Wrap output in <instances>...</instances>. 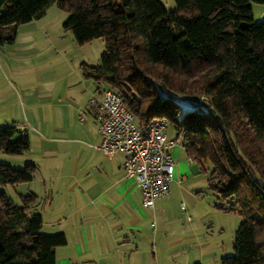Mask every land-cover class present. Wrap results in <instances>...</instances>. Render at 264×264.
<instances>
[{"label": "trees", "instance_id": "trees-1", "mask_svg": "<svg viewBox=\"0 0 264 264\" xmlns=\"http://www.w3.org/2000/svg\"><path fill=\"white\" fill-rule=\"evenodd\" d=\"M174 1L168 11L161 0H0V43L54 3L78 44L102 38L100 62H83V72L121 92L142 127L172 102L168 128L183 135L190 158L211 164L209 187L231 201L219 207L242 216L221 264H264V18L251 4L264 0ZM29 148L26 131L0 128V151ZM37 170L31 161L0 162V264H57L56 248L68 241L42 231L38 194L18 204L2 188L32 181Z\"/></svg>", "mask_w": 264, "mask_h": 264}, {"label": "crops", "instance_id": "crops-1", "mask_svg": "<svg viewBox=\"0 0 264 264\" xmlns=\"http://www.w3.org/2000/svg\"><path fill=\"white\" fill-rule=\"evenodd\" d=\"M45 15L46 13L43 16ZM43 16L31 20L33 24L24 29L18 30L17 27L16 38L11 43L16 45V49H14L15 51L9 50V52H15L18 55V63L32 62V59L21 56V53L31 47H36L39 41L49 37L53 21H43ZM17 41H19L18 44H16ZM5 65H7L6 60L4 63L0 56V115H6L8 112L6 110L3 113L4 109L10 106L8 97L15 92L14 76L12 77L10 74L12 70ZM101 81L102 79L86 75L82 69L81 75L80 72L77 73L74 78H69L65 85H61L60 80H58L51 82L48 86H40L36 89V91L43 93L42 100L39 102L41 108L37 111L39 113L37 115L39 127H35L30 120L25 121L27 124L15 120L11 121V119L0 121V128L15 125L29 135V126L25 125H30L32 129L42 134L41 152L43 151L44 156L48 158L58 154L59 157L64 156V159L61 160L67 161L68 153L74 150V146L71 145L74 142L87 144L88 150L91 151L85 153L86 155L79 161L78 165L82 170L79 179L80 184L78 185L77 182L74 183L73 181L69 187L70 191H75V195H72L71 198L74 201L72 208L66 207L62 212L55 213V221L62 219L66 221V224L63 222V227L58 230L66 233L68 240L65 245L56 248V263L161 264L156 250L154 254L153 250L144 247L142 244L147 241V233L151 234L150 237L153 235L148 221L151 214H154L160 219L165 216L161 230L158 231L159 228L154 230L156 238L160 235L159 232L163 231L168 239V245H178L185 241L198 244L199 255L197 259L192 257L193 254L186 257L187 253L181 252L177 253L176 256L174 254V264H204L203 250L209 244V239L206 236L202 237L196 231L197 228L194 225L192 215L200 204L201 197L200 194H196L198 190L195 187L192 189L189 186L188 172L190 169L187 170V160L179 159L182 156L181 144L170 149L176 165L174 179L170 183V193L157 199L154 206H145L142 191L135 178L127 176L124 171L123 154L117 151H106L98 147L102 137L91 113L89 102L94 96H102L104 89L99 88ZM73 84L76 85L75 88H73ZM82 87L84 93L79 92ZM86 109L88 116L81 120L77 112L86 111ZM72 123H76V126L79 123V126H82L81 129L79 128L82 134L80 137H74L70 134ZM170 136L174 137L175 135ZM29 138L30 148L27 151L32 150L33 144L30 135ZM183 148L185 149L184 146ZM27 151L18 154L17 157L19 158H14L16 156H0V158H4V161L11 164H13L12 160H18V164H22L24 161L30 160V156L26 154ZM190 161L193 163L196 160L190 158ZM77 167L61 169L56 176L59 179H65L66 182L77 172ZM55 169L54 167L53 172ZM34 180L35 178L28 183ZM178 201H186L188 204L180 210ZM74 213L75 216L73 217ZM185 213L189 214L186 215ZM201 215L202 218L206 214ZM68 217L74 218L71 219V223L68 221ZM43 220L44 225L45 216ZM156 238L155 241H157ZM177 251L171 250L170 253L173 254ZM180 255L182 256L181 260H179ZM185 258L188 259L187 263H182L181 261Z\"/></svg>", "mask_w": 264, "mask_h": 264}, {"label": "rangeland", "instance_id": "rangeland-1", "mask_svg": "<svg viewBox=\"0 0 264 264\" xmlns=\"http://www.w3.org/2000/svg\"><path fill=\"white\" fill-rule=\"evenodd\" d=\"M161 1L168 11L175 7L174 0ZM251 4L255 19L264 18V3L252 1ZM66 17L67 12L60 9L56 3L48 7L46 15L43 16V21H53L49 37L39 41L36 47H31L21 53V56L32 59V62L18 63V55L15 52H9V50L15 51L14 49H16V45H12L11 43H0V56L4 60V63L6 60L7 65L5 66L11 68L12 73H10V71L7 72L10 73L12 77L14 76L13 81L15 82V92L8 97L10 106H8L7 109H4L3 113H5L6 110H8V112L6 115H0V121L11 119V121L15 120L27 124L25 121L30 120L35 127H39L37 123V115H39V113L37 111L41 108L39 107V102L42 100L43 93L41 91H36V89L40 86H48L51 82L58 80H60L61 85H65L68 83L69 78H74L79 72L80 75L82 74L81 64L83 62L91 65H97L100 62L101 55L106 50L105 41L102 38H96L84 44H78L73 33L70 30H65L63 27V22ZM32 24L33 22L31 21L19 24L18 30L24 29ZM18 42L19 41H17L16 44H18ZM148 78L153 79L150 76H148ZM75 87L76 85L73 84V88ZM99 88L101 90L109 88V84L102 80ZM79 92L84 93L83 87ZM191 103L192 102H190V104ZM180 104L183 112L185 109L189 108L185 102H180ZM171 106L172 102H167L166 108L158 109L160 114L169 122L172 120L170 113ZM86 111L88 112L87 109ZM82 112L83 111L77 113L80 114ZM179 115L181 116L182 114ZM75 124L76 123H72V132L70 134L74 137H80V135H82L80 133L82 126H79V123L77 126ZM25 126H29L28 132L33 143L32 150L27 151L26 154L30 156L29 161L38 165V170L34 177L35 180L31 183L20 182L17 184H6L3 185L2 188L8 196L18 204L22 201V195L28 194L31 191L38 195L40 194V203L36 205L34 211L40 212L43 217L45 216L46 222H44L42 231L45 233L62 232V230L58 229H61L63 224H66V221L65 219L55 221V213L62 212L66 207L72 208L74 201L71 200V198L72 195H75V191H70L69 187L73 184V181L74 183L77 182L78 185L80 184L79 179L81 178L82 170L78 164L80 159L86 155L85 153L91 151L88 150L89 147L87 144L85 145L82 142H74L73 144L71 143V145L74 146V150L71 153H68L66 157L67 161L61 160L64 159V156L59 157L58 154L49 158L45 157L43 151L41 152L42 134L36 132L30 125ZM174 131L172 124H170L168 133L170 135L178 136L176 131L175 133ZM180 142L182 156L179 159L187 160V170L190 169V172H188L189 186L192 187V189L195 187V189L198 190L196 194H200L201 197L200 204L192 214L194 225L197 228L195 229L202 237L206 236V238L209 239V244L203 250V263L221 264V257L223 255H230L234 251L235 232L242 221V216L234 210H225L222 207H219V205L222 204L229 205L231 201L220 200L217 193L209 187L208 176L211 164L204 163L203 167L197 161L190 163L191 161L188 157V153L183 148L184 138L180 139ZM0 156H16L14 158H19L17 157L19 156L18 154L6 153L4 151H0ZM17 161L18 160H12V165L21 166L25 163L24 160H22L24 161L22 164H18ZM0 162L6 161H4V158H0ZM54 167L56 168L55 172H53ZM75 167H77V172L66 182L65 179H59V177L56 176L61 169H74ZM184 183L186 184V181H184ZM187 204L186 201H178V208L182 210V207L187 206ZM203 213L206 215L201 218V214ZM188 214L189 213L186 215ZM74 216L75 213L73 214V217ZM73 217H68L70 223L71 219H74ZM164 218L165 216L160 219V217L151 214L148 225H150L153 235L150 237L151 234L147 233L149 237L147 236V241L142 243L144 247L153 250L154 254L156 250L157 257L160 258L162 262L161 264H174V254L176 256L177 253L181 252H186V257L193 254L192 257L197 259L199 255L198 244L185 241L178 245H168V239L165 237L163 231L159 232L160 235L158 238L155 237L154 230L156 228H159L157 229L158 231L161 230ZM155 238L157 241H155ZM171 250L178 251L171 254ZM181 257L182 256L180 255L179 260H181ZM187 260L188 259L185 258L181 262L187 263Z\"/></svg>", "mask_w": 264, "mask_h": 264}, {"label": "built area", "instance_id": "built-area-1", "mask_svg": "<svg viewBox=\"0 0 264 264\" xmlns=\"http://www.w3.org/2000/svg\"><path fill=\"white\" fill-rule=\"evenodd\" d=\"M89 107L102 137L98 147L123 154L124 171L135 178L143 194V204L154 206L157 199L170 193L176 168L170 149L181 143L183 135L171 137L169 122L164 117L140 126L135 114L126 107L121 92L112 88L104 89L101 97L91 98ZM87 116L86 111L79 114L81 120Z\"/></svg>", "mask_w": 264, "mask_h": 264}]
</instances>
